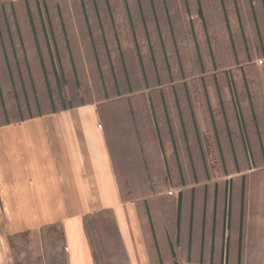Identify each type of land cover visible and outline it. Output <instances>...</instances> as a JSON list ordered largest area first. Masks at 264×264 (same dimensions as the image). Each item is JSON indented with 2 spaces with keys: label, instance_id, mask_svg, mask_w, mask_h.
Masks as SVG:
<instances>
[{
  "label": "crops",
  "instance_id": "obj_1",
  "mask_svg": "<svg viewBox=\"0 0 264 264\" xmlns=\"http://www.w3.org/2000/svg\"><path fill=\"white\" fill-rule=\"evenodd\" d=\"M19 1L26 23L0 0V264H264V0ZM239 44L260 86L182 80Z\"/></svg>",
  "mask_w": 264,
  "mask_h": 264
},
{
  "label": "rangeland",
  "instance_id": "obj_2",
  "mask_svg": "<svg viewBox=\"0 0 264 264\" xmlns=\"http://www.w3.org/2000/svg\"><path fill=\"white\" fill-rule=\"evenodd\" d=\"M15 1H16L15 4H13L14 10H12L15 12L11 13L10 8H9V13H8L9 14V21L10 22L17 21L20 24L26 23L28 21V19H27L25 12H24V9H25L24 7L27 4H24V2L19 1V0H15ZM35 3H38V2L33 1V0L29 2V4H31V6H33ZM9 4L12 5V3H9ZM38 4L55 5V4H59V0H40V2ZM9 7H10V5H9ZM0 19H1V16H0ZM238 42H241V41H238ZM253 42H254V40H253ZM258 47L259 46H256V45L248 46V45L239 44L237 47L231 46V48H233V49H231L230 47H227L226 45H222L221 46V48L223 49L222 56L216 57L217 58L216 61H207L206 64H204L202 66L201 62L199 63L196 60L194 61V59L190 57L191 59L189 58V60L179 62V63L176 62V63L179 64V66L180 65L182 66V70H183L182 73L184 75V78H182V80L183 79L187 80V82H185L186 85L194 86V85L198 84V82H197L198 79L197 78L193 79V77H192L198 73L197 71H201V70H205V69H209V70L217 69V70H221V71L229 70L230 74L233 73V75H235V77H231L230 81L232 82V84H234V86H235V81H236V85H238L239 88L242 85H244V86L249 85V86H251V88L252 87H258V86H260V69H261V64L258 60V58L260 57L259 56L260 51H258L259 50ZM230 50H232V53H234V54L238 53V55H237L238 60L237 61L230 60V58H231ZM249 54L255 60L254 62L249 63V62H247L249 60L245 61V57L247 55H248V59L251 58L249 56ZM63 64L69 65L68 63H63ZM236 66H238V68ZM67 68L68 67H64V69H67ZM243 69L248 73L249 77H244L245 75H243V77H240V71ZM186 73H187V75H189V77L186 76ZM236 74H237V76H236ZM90 79L89 78H78V77H74V76L73 77L67 76V78L65 79L66 80L65 82L69 86H73L75 84L79 85L80 94L83 96H89L91 98L93 97L94 99L95 98H103L106 96H108V97L113 96L111 93H109L108 95L103 93L106 90V88L109 91V85L105 86L106 84H104L102 86V89L100 90V92L98 91V89L96 90V88H95L94 89L95 93L86 95L83 92V90H85V88H86V82H89V80L91 82H92V80L95 81V79H93V78H90ZM217 80L219 81L220 86H222V85L225 86L226 81H228V79H226L222 76H219V78H217L216 81ZM105 82L107 83V80H104V83ZM67 90H69V88H67ZM97 91L99 92V94L96 93ZM70 92H71L70 94L73 95V89H70ZM74 95H76V94L74 93ZM128 194L132 195V192L129 191ZM56 248H58L57 244L55 246V249ZM61 261H62L61 259H58L56 264H62Z\"/></svg>",
  "mask_w": 264,
  "mask_h": 264
},
{
  "label": "trees",
  "instance_id": "obj_3",
  "mask_svg": "<svg viewBox=\"0 0 264 264\" xmlns=\"http://www.w3.org/2000/svg\"><path fill=\"white\" fill-rule=\"evenodd\" d=\"M49 99L51 100V103H52V96L50 95V93H49ZM53 104V103H52Z\"/></svg>",
  "mask_w": 264,
  "mask_h": 264
}]
</instances>
